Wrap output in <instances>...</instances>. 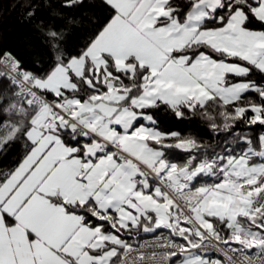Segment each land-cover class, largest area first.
I'll return each mask as SVG.
<instances>
[{"label": "snow or ice", "instance_id": "snow-or-ice-1", "mask_svg": "<svg viewBox=\"0 0 264 264\" xmlns=\"http://www.w3.org/2000/svg\"><path fill=\"white\" fill-rule=\"evenodd\" d=\"M102 3L75 51L47 30L44 68L0 52V155L23 148L0 170V264H264V134L209 154L153 115L264 127V0Z\"/></svg>", "mask_w": 264, "mask_h": 264}, {"label": "trees", "instance_id": "trees-1", "mask_svg": "<svg viewBox=\"0 0 264 264\" xmlns=\"http://www.w3.org/2000/svg\"><path fill=\"white\" fill-rule=\"evenodd\" d=\"M64 4L65 0H0V52H12L29 69L44 68L52 57L45 35L49 28L63 30L66 34V47L75 51L93 31L95 25L90 21H102L107 15L102 0H84L83 5L72 8L65 7ZM29 12L33 14L29 16ZM73 20L76 23H72ZM81 20L84 23H80ZM251 79L264 82V76L259 73H254ZM6 88L7 82L0 81V92ZM249 98L258 100L254 93H250ZM210 112L216 115L218 109H210ZM153 115L160 130L179 131L184 136L194 137L209 146V154L222 151L225 145L236 149L245 147L237 143L236 133L247 135L254 145L258 137L264 134V127H249L244 123H238L229 132L214 130L211 127L212 121L200 114H188L184 119H177L171 110L163 106L153 110ZM216 122H222L218 116ZM169 153L178 163H183L189 155L175 149L169 150ZM22 154L21 144H13L6 153L0 155V170L14 166ZM199 182L211 183L212 180L204 177ZM164 234H167L166 230ZM148 235L151 234L142 233L140 240Z\"/></svg>", "mask_w": 264, "mask_h": 264}, {"label": "built area", "instance_id": "built-area-1", "mask_svg": "<svg viewBox=\"0 0 264 264\" xmlns=\"http://www.w3.org/2000/svg\"><path fill=\"white\" fill-rule=\"evenodd\" d=\"M51 98V97H50ZM164 235H167V234H164ZM154 238V234H151V235H148V236H145L144 238H142L140 241L141 242H144V241H147V242H152ZM182 242V241H181ZM211 255L213 256V258H221L223 259L222 255L220 253H216V252H212Z\"/></svg>", "mask_w": 264, "mask_h": 264}]
</instances>
